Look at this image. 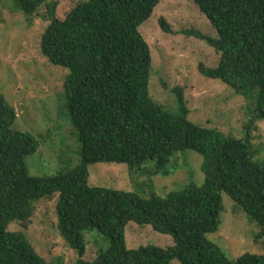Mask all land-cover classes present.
<instances>
[{
	"label": "trees",
	"instance_id": "16d2710c",
	"mask_svg": "<svg viewBox=\"0 0 264 264\" xmlns=\"http://www.w3.org/2000/svg\"><path fill=\"white\" fill-rule=\"evenodd\" d=\"M160 0H84L63 18L57 0H10L12 9L29 20L39 9L47 24L40 51L66 70L62 82L64 108L80 143L79 163L54 175L28 172L25 157L38 143L12 124L16 111L0 94V264L48 262L22 231L7 229L26 222L35 203L58 193L57 228L76 250V264H264V254L245 252L230 259L205 236L216 231L225 192L264 232V167L254 160L249 137L236 138L187 119L188 108L177 89L178 112L165 110L149 95L152 56L138 26ZM216 30V37L193 32L217 53L215 66L198 64L199 72L218 79L252 101L246 129L264 118V0H193ZM30 21V20H29ZM163 30L169 27L159 19ZM186 33L192 32L189 30ZM202 155L201 185L186 184L165 196L151 189L145 196L88 184V165L121 162L150 174L166 175L179 151ZM128 221L149 224L172 236L174 244L128 248ZM96 228L109 246L92 260H82V231Z\"/></svg>",
	"mask_w": 264,
	"mask_h": 264
},
{
	"label": "rangeland",
	"instance_id": "374dc122",
	"mask_svg": "<svg viewBox=\"0 0 264 264\" xmlns=\"http://www.w3.org/2000/svg\"><path fill=\"white\" fill-rule=\"evenodd\" d=\"M56 16L84 0H57ZM43 9L29 20L12 9L10 0H0V94L16 111L12 127L29 132L37 141L35 152L25 157L29 174L44 176L74 167L79 163L80 143L64 108L62 67L51 64L40 51L39 41L47 22ZM163 18L169 32L163 30ZM189 30L192 32L186 33ZM138 31L147 41L152 56L148 82L150 97L165 110L178 112L177 89L183 94L188 108L187 119L213 127L236 138L249 137L254 160L264 167V118L255 128L246 129L252 117V101L218 79L203 76L198 64L215 66L217 53L205 40L193 32L216 37L215 28L193 0H160ZM202 155L186 149L168 162L166 175L150 174L142 168L154 164L148 160L129 168L121 162H95L88 165V184L116 190L133 191L145 196L149 189L160 196L180 190L186 184L201 185ZM222 211L216 231L206 238L217 244L230 259L249 252L264 254V232L261 226L231 198L219 191ZM58 193L40 198L26 222L12 221L7 229L22 231L36 252L48 262L76 264L75 249L62 238L57 228L56 204ZM85 252L82 260H92L109 246V239L96 228L84 229ZM124 236L128 248L153 244L167 248L174 244L169 234L128 221ZM172 264H180L172 260Z\"/></svg>",
	"mask_w": 264,
	"mask_h": 264
}]
</instances>
